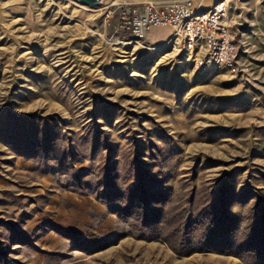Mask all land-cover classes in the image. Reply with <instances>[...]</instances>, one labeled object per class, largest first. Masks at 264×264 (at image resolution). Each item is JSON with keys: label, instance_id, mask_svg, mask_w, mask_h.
<instances>
[{"label": "rangeland", "instance_id": "374dc122", "mask_svg": "<svg viewBox=\"0 0 264 264\" xmlns=\"http://www.w3.org/2000/svg\"><path fill=\"white\" fill-rule=\"evenodd\" d=\"M174 1L0 0V264H264V0L209 73L167 28L115 34Z\"/></svg>", "mask_w": 264, "mask_h": 264}, {"label": "built area", "instance_id": "2783aa9c", "mask_svg": "<svg viewBox=\"0 0 264 264\" xmlns=\"http://www.w3.org/2000/svg\"><path fill=\"white\" fill-rule=\"evenodd\" d=\"M243 2L218 0L208 9H203L198 0L123 7L115 34L126 33L140 40L151 28H167L172 30L169 48L176 55H185L196 72L242 71L240 45L236 41L237 21L232 9Z\"/></svg>", "mask_w": 264, "mask_h": 264}, {"label": "trees", "instance_id": "16d2710c", "mask_svg": "<svg viewBox=\"0 0 264 264\" xmlns=\"http://www.w3.org/2000/svg\"><path fill=\"white\" fill-rule=\"evenodd\" d=\"M155 214H157V216L161 215L160 213H155ZM146 221L147 220L145 219L143 221V223H146ZM180 231H181L180 228L175 229L174 231H172L170 233V235H169V238H167L168 241L171 243L170 239L178 238L177 237V233H179ZM62 235H64L67 238H74L75 237V235L73 236V235L68 234L67 231L63 232ZM223 245H225V242H223ZM172 248L176 251V253H178L179 256H190V255H192L194 253H202V252H205L207 250H212V251H215V252H219L220 254H225L227 252L226 246H220L219 248L215 249V248H213V246H210L209 244L205 245V246H202L201 248H194L193 246H190V245H185V246L182 247V249H179L178 247L172 245ZM183 249H186V250H183Z\"/></svg>", "mask_w": 264, "mask_h": 264}, {"label": "water", "instance_id": "95a60500", "mask_svg": "<svg viewBox=\"0 0 264 264\" xmlns=\"http://www.w3.org/2000/svg\"><path fill=\"white\" fill-rule=\"evenodd\" d=\"M74 1L82 4L83 6L95 9V8H100L105 0H74Z\"/></svg>", "mask_w": 264, "mask_h": 264}, {"label": "crops", "instance_id": "0c3cea01", "mask_svg": "<svg viewBox=\"0 0 264 264\" xmlns=\"http://www.w3.org/2000/svg\"><path fill=\"white\" fill-rule=\"evenodd\" d=\"M218 0H211L210 1V4L208 3L207 5H205V8L203 7V9H208L211 5H213L215 2H217ZM170 30V29H169ZM169 33L172 35V30L169 31ZM120 34H123V33H120ZM170 35V37H171ZM119 37V36H118ZM169 37V39H170ZM169 41V40H168Z\"/></svg>", "mask_w": 264, "mask_h": 264}, {"label": "bare ground", "instance_id": "6f19581e", "mask_svg": "<svg viewBox=\"0 0 264 264\" xmlns=\"http://www.w3.org/2000/svg\"><path fill=\"white\" fill-rule=\"evenodd\" d=\"M161 50V49H160Z\"/></svg>", "mask_w": 264, "mask_h": 264}]
</instances>
